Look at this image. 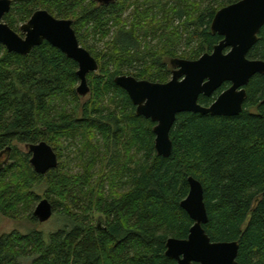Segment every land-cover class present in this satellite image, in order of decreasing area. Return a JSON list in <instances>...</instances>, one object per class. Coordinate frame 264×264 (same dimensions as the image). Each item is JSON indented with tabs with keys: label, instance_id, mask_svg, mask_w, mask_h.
Returning a JSON list of instances; mask_svg holds the SVG:
<instances>
[{
	"label": "trees",
	"instance_id": "1",
	"mask_svg": "<svg viewBox=\"0 0 264 264\" xmlns=\"http://www.w3.org/2000/svg\"><path fill=\"white\" fill-rule=\"evenodd\" d=\"M238 1L118 0L104 6L95 0H12L4 22L14 31L39 10L72 20L100 68L88 76L91 98L81 106L75 61L47 42L26 56L0 43V214L41 224L34 216L42 200L36 188L45 185L54 215L66 222L47 239L37 230L1 237L0 264H177L166 257V243L186 239L193 226L180 206L189 177L203 185L211 240L239 242V264H264V76L246 87L238 116L179 114L168 158L155 150L156 124L137 116L115 83L118 76L167 83L168 61L197 60L220 43L213 19ZM86 27L102 40L116 33L97 51L82 35ZM146 27L153 36L140 34ZM183 41L188 49L182 50ZM248 58L264 60V27ZM226 88L199 103L210 106ZM40 142L55 152L77 144L82 170L65 172L59 162L47 175L37 174L31 154L18 146ZM101 156L108 173L97 170ZM96 214L104 218L97 224Z\"/></svg>",
	"mask_w": 264,
	"mask_h": 264
},
{
	"label": "water",
	"instance_id": "2",
	"mask_svg": "<svg viewBox=\"0 0 264 264\" xmlns=\"http://www.w3.org/2000/svg\"><path fill=\"white\" fill-rule=\"evenodd\" d=\"M109 6L115 0H95ZM12 0H0V43L10 53L29 55L47 42L78 64L80 84L76 93L85 98L91 92L90 74L99 72L98 61L81 46L72 20L58 19L46 10L35 12L30 20L14 31L4 17L10 13ZM264 27V0H240L222 8L215 15L211 31L223 39L211 53L197 60L175 58L170 64L172 78L167 83L137 80L133 76H118L115 83L124 89L136 107V114L155 125V150L158 156L172 154L171 131L177 116L182 113L235 117L244 109L246 87L253 77L264 76V60H251L248 54L257 44ZM230 84L208 107L199 103L201 96L212 97L223 85ZM264 104V100L262 102ZM30 164L39 175H47L58 168V155L46 142L30 144ZM189 194L181 208L193 221L186 239L170 238L166 243V257L177 264H239V242H213L205 226L209 222L203 185L188 178ZM54 215L48 199L36 206L34 216L42 224Z\"/></svg>",
	"mask_w": 264,
	"mask_h": 264
},
{
	"label": "rangeland",
	"instance_id": "3",
	"mask_svg": "<svg viewBox=\"0 0 264 264\" xmlns=\"http://www.w3.org/2000/svg\"><path fill=\"white\" fill-rule=\"evenodd\" d=\"M135 2L138 0H134ZM142 2H144V0H140ZM132 10H134V7H131L130 11L132 12ZM131 12H129L128 14L130 15ZM128 14H125L124 19L127 18ZM180 23L182 24V22L176 21L175 22V26H180ZM92 28L91 27H86L85 29H83L82 31V35L87 39V43L89 46L95 48L97 51H102L105 48V45L107 42H110L114 35H115V30L114 33L111 35V37L108 39L106 38L105 40L100 39V36H95L92 33ZM20 32V29L18 30ZM150 29L149 28H144V30L141 31V35L144 36L147 33H149ZM149 36H153V34L149 33ZM108 39V40H107ZM184 40V39H183ZM182 50L184 49H188L186 46V43H184V41L182 42ZM83 47V46H82ZM168 65L171 67L169 61H168ZM172 71V68H171ZM172 76L170 77L169 81L171 80ZM91 96L88 95L85 98H81L80 102H81V106H84L88 100H90ZM98 141V140H97ZM19 149L23 152V153H28L29 151H27V149L25 148L24 145H19L18 146ZM66 144H62V148L58 149L59 152H57V154L59 155V162L62 164V168L63 170L72 172V173H76L79 174L78 171L82 170L81 167H78V163L79 161V157L81 156V150L82 148L77 144H75L71 149L65 148ZM102 148V147H101ZM78 150V152H77ZM103 151H101L102 154ZM89 153H87L88 155ZM104 161V157L101 156V158L97 161L99 162V164L97 165V170L100 169V167H102L103 169H105V173H108V168L105 167V165L102 166L101 162ZM3 162H5L3 160ZM37 194L40 196L41 199H47L45 192H46V186H42V187H37ZM103 220L104 218L99 215L96 214L94 217L95 220V224L98 223L99 220ZM66 222L59 217L58 215H54L49 221L39 224V223H32L27 219H21V220H13L10 219L8 217H5L4 215L0 214V238L4 237L6 235H10L13 233H19V234H23L26 235L28 234L30 231L33 230H37L40 231L44 234L45 238L47 239L49 235L57 232L58 230L62 229L65 226ZM103 224V223H102ZM21 264H31V260L30 259H22L20 261Z\"/></svg>",
	"mask_w": 264,
	"mask_h": 264
},
{
	"label": "flooded vegetation",
	"instance_id": "4",
	"mask_svg": "<svg viewBox=\"0 0 264 264\" xmlns=\"http://www.w3.org/2000/svg\"><path fill=\"white\" fill-rule=\"evenodd\" d=\"M117 1H118V0H115V2H114L113 4H115ZM98 4H99V3H98ZM99 5H101V4H99ZM170 65H171V64H170ZM171 68H172V67H171ZM172 71H173V69H172ZM223 86H224V85H223ZM229 87H230V84H227V88H229ZM227 88H226V89H227ZM226 89H225V90H226ZM222 92H223V91H222ZM222 92H221V93H222ZM221 93H220V94H221ZM220 94H219V95H220ZM219 95H218V96H219ZM218 96H217V97H218Z\"/></svg>",
	"mask_w": 264,
	"mask_h": 264
}]
</instances>
